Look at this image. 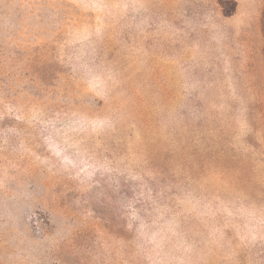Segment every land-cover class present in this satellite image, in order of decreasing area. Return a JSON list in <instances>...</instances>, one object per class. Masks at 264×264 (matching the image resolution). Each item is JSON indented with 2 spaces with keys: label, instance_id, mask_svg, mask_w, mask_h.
Here are the masks:
<instances>
[{
  "label": "rangeland",
  "instance_id": "rangeland-1",
  "mask_svg": "<svg viewBox=\"0 0 264 264\" xmlns=\"http://www.w3.org/2000/svg\"><path fill=\"white\" fill-rule=\"evenodd\" d=\"M264 0H0V264H264Z\"/></svg>",
  "mask_w": 264,
  "mask_h": 264
},
{
  "label": "trees",
  "instance_id": "trees-1",
  "mask_svg": "<svg viewBox=\"0 0 264 264\" xmlns=\"http://www.w3.org/2000/svg\"><path fill=\"white\" fill-rule=\"evenodd\" d=\"M263 34H264V11H263Z\"/></svg>",
  "mask_w": 264,
  "mask_h": 264
}]
</instances>
